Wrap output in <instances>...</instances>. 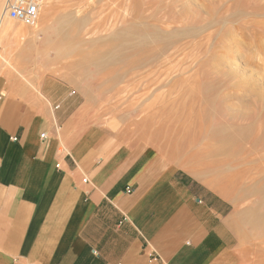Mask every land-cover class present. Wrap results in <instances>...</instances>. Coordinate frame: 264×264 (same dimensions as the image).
Wrapping results in <instances>:
<instances>
[{"label":"rangeland","instance_id":"1","mask_svg":"<svg viewBox=\"0 0 264 264\" xmlns=\"http://www.w3.org/2000/svg\"><path fill=\"white\" fill-rule=\"evenodd\" d=\"M8 23L27 33L6 54L0 36L1 96L70 101L79 129L153 149L227 200L264 264V0H47Z\"/></svg>","mask_w":264,"mask_h":264},{"label":"crops","instance_id":"2","mask_svg":"<svg viewBox=\"0 0 264 264\" xmlns=\"http://www.w3.org/2000/svg\"><path fill=\"white\" fill-rule=\"evenodd\" d=\"M71 107L0 94V264H251L226 199Z\"/></svg>","mask_w":264,"mask_h":264},{"label":"built area","instance_id":"3","mask_svg":"<svg viewBox=\"0 0 264 264\" xmlns=\"http://www.w3.org/2000/svg\"><path fill=\"white\" fill-rule=\"evenodd\" d=\"M47 0H6L4 13L10 20L26 26H33L38 20ZM41 138L46 139V134Z\"/></svg>","mask_w":264,"mask_h":264},{"label":"bare ground","instance_id":"4","mask_svg":"<svg viewBox=\"0 0 264 264\" xmlns=\"http://www.w3.org/2000/svg\"><path fill=\"white\" fill-rule=\"evenodd\" d=\"M6 1V0H5ZM5 1L3 2V0H1L0 1V16H2V17H4V18H1V19H7V23H8V21H12V20H10L7 16H5V13H4V7H5ZM46 3V2H45ZM6 22V21H5ZM2 24V23H0V36H1V38H2V41L1 42H3L4 44H5V50H4V52H5V54H6V48H7V46H8V42H9V38H10V35H12V32H14L15 31V27L13 28V26H11V24L9 25V23L8 24ZM17 23V22H16ZM16 30L17 31H15L13 34H17V32H19V34H26L27 33V30H25V29H17L16 28ZM18 34V35H19ZM0 48H1V45H0ZM0 59H2V62H6L5 61V59H3V57H1ZM232 118H234V117H232ZM251 150V149H250ZM251 152H252V150H251ZM258 164H260V163H258ZM262 165L264 164V163H261ZM260 172V171H259ZM264 175V174H263ZM263 175H261L260 174V176L262 177ZM264 177V176H263ZM258 259V258H257ZM262 263V262H261Z\"/></svg>","mask_w":264,"mask_h":264}]
</instances>
